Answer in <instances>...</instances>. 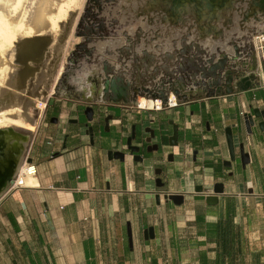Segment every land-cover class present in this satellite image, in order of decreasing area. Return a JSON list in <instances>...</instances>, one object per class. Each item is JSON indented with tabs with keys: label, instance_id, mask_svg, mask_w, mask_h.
<instances>
[{
	"label": "crops",
	"instance_id": "0c3cea01",
	"mask_svg": "<svg viewBox=\"0 0 264 264\" xmlns=\"http://www.w3.org/2000/svg\"><path fill=\"white\" fill-rule=\"evenodd\" d=\"M251 71L256 77L248 88L237 81L229 94L191 92L161 110L64 93L48 98L26 150L37 183L10 182L0 194V264H264V117L254 115L264 110L258 61ZM246 115H252L250 126ZM174 125L177 145H170ZM133 127L131 144L140 147L142 161L127 147ZM145 128L154 131L150 142L143 141ZM111 150L123 152V159L110 157ZM217 183L223 193L208 204ZM170 193L182 194V202L167 198ZM228 202L234 208L227 209ZM150 227L152 236H145Z\"/></svg>",
	"mask_w": 264,
	"mask_h": 264
},
{
	"label": "bare ground",
	"instance_id": "6f19581e",
	"mask_svg": "<svg viewBox=\"0 0 264 264\" xmlns=\"http://www.w3.org/2000/svg\"><path fill=\"white\" fill-rule=\"evenodd\" d=\"M98 2L103 3L102 14L109 28L122 31L127 25L121 35L102 36L97 24H83L82 34L87 41L91 40L89 46H94L96 50L91 48L103 56L102 69L101 66L99 69L100 74L103 73L101 99L115 97L113 87L124 86L125 92L121 97L129 101H156L159 105L165 95L166 101L175 102L174 88L186 92L197 87L195 79L180 67L191 53L204 59L214 55L216 60L223 52L228 57L234 55V45H237L240 56L233 61L234 69L248 73L257 65L254 35L261 30L259 25H264V9H261L264 0H226L224 7L217 3L211 7L208 0ZM77 3V0H0V194L17 175L24 146L29 140V136L16 130L15 126L28 130L33 128L23 122L19 108H15V88L9 91L1 89L4 88L1 82L8 64L6 60H16L17 45L21 43L30 47L33 37H44L40 42L49 44L51 39L48 37L57 33L59 22ZM131 24H136L135 30L130 29ZM82 48L89 49L86 44ZM183 48L185 50L181 52ZM15 77L10 75L9 82H17ZM208 78L214 87V81ZM87 83L85 78H74L77 89L81 90ZM61 89L66 93L75 87L65 84ZM90 95L89 89L86 96ZM36 183L34 176L23 178L24 186Z\"/></svg>",
	"mask_w": 264,
	"mask_h": 264
},
{
	"label": "rangeland",
	"instance_id": "374dc122",
	"mask_svg": "<svg viewBox=\"0 0 264 264\" xmlns=\"http://www.w3.org/2000/svg\"><path fill=\"white\" fill-rule=\"evenodd\" d=\"M98 1L99 0H77L79 4H75V6H73L75 8L72 7L67 17L59 22L57 33L52 37H48L51 39V41L48 42L49 44H44L42 41V43L40 42L44 37H33L30 47L21 43L17 45L16 60H6L8 64L5 65L6 71L3 82H1L4 88L1 89L9 91L11 88H15V108H19L23 122L33 127L31 130H28L15 126L16 130L21 133L24 132L29 136L35 130L36 122L48 98L63 95L61 87L65 86V84H74V78H85L87 81L91 79L89 82H94L95 84L92 86L89 85V87L85 86L81 90H75L73 93H70V91L64 94L73 97L82 96L88 98L91 95L86 96V93L89 89H92L95 92L94 99L99 101L97 97L101 89V79L103 77V73L100 74L101 72L99 69L100 66L102 69L103 56L95 51L96 48L94 46H89L91 40L87 41V37L82 34V32H84L83 24L87 22H91L93 25L97 24L102 36L108 34L121 35L123 31L126 30L127 25H124L122 31L109 28L106 25L105 15L102 14L103 10L101 5L103 3L100 2L99 4ZM111 1L113 0H106V2ZM130 29L135 30L136 24H131ZM82 43L84 47L86 44L89 49H81L83 45H80ZM46 46H48V48ZM44 47H46L45 50H43ZM91 47H94L95 50ZM119 50L122 51L121 49ZM76 52L78 55L75 56L74 53ZM15 63L19 66L15 67ZM9 74L14 75V77L16 76L15 80H17V82H9ZM63 80H65V84L62 82ZM61 84L63 85L60 87ZM131 103L135 104V102ZM151 103L155 104V102ZM27 144L28 142L24 146L22 161L27 156Z\"/></svg>",
	"mask_w": 264,
	"mask_h": 264
},
{
	"label": "water",
	"instance_id": "95a60500",
	"mask_svg": "<svg viewBox=\"0 0 264 264\" xmlns=\"http://www.w3.org/2000/svg\"><path fill=\"white\" fill-rule=\"evenodd\" d=\"M209 4L212 3L211 7L214 5V3H217L219 7H224L226 3V0H208ZM232 5H229L228 7H231ZM263 6V5H262ZM261 9H264V7H261ZM83 43L80 45L82 46ZM79 46V47H80ZM78 47V49H79ZM237 45H234V55L227 56L226 53H220L219 57L215 60L214 55L212 56L213 58H208L204 59L201 57H195L192 53L190 56L186 57V60L184 63L181 62V69L185 68V71L194 78V84L197 86L196 88H201L202 93L205 94L207 97L215 95V94H224V93H232L234 91V83L237 81H245V85H247L248 88L251 85V80H253L256 76L254 72L250 71L248 73L245 72H238L234 69V63L233 61L237 59L240 54L237 49ZM184 48L181 50V52H184ZM199 50V48H198ZM200 50L198 51V54H200ZM186 65V66H185ZM255 70V68H254ZM211 77L212 80L214 81V87L211 86V80L208 78ZM223 78V79H222ZM222 79V80H221ZM180 85H184V82L181 81ZM113 87V86H112ZM208 87V88H206ZM114 92L116 94L115 97H112L108 100L114 101V102H124V103H129L133 101H129L126 99H123L121 97V94L125 92L124 86L117 87L116 89L113 87ZM191 92L192 90H188ZM174 93L176 94V102L179 100H186L188 98V95L184 92H179L178 89L174 88ZM166 96L163 95L162 97V105H166L168 101H166ZM87 117L89 120L92 119V113L93 110L91 107H88L86 109ZM254 115L256 117L258 116H263L264 117V110H259L258 108L254 109ZM107 122V119L105 120ZM252 115H246L245 116V123L250 126L252 124ZM259 125L261 127L264 126V122H260ZM90 130H92V127H90ZM226 138L230 150V156L231 159L234 158V151H233V146H232V135H231V128L227 127L226 128ZM145 132L149 133V136L144 138L143 141L145 142H150L152 138H154V131L150 128H145ZM135 137V132H134V127H133V133L130 138H127V147L131 151V153H135V159L138 161H142L143 157L138 154L140 147L138 145H132L131 144V139ZM177 137H178V132H177V126L174 125L173 127V133L169 137V144L170 145H177ZM153 149L157 150L158 149V144H153L150 145ZM147 150L150 151V148H147ZM109 156L110 157H115L119 159H123L124 154L123 152L120 151H109ZM240 155L243 163H246L248 161V154L245 153L241 147L240 149ZM28 161H31L30 159ZM12 182V181H11ZM156 184L160 185L162 184L161 179L157 178L156 179ZM196 190L198 192H202V186H197ZM213 194H208L206 196V202L208 204L216 203L218 200V195L223 193V185L222 183H217L214 185ZM167 198L171 199L174 203H180L183 200V195L178 194V193H170L166 196ZM149 233L150 236H152V228H148L145 231V236L146 234ZM130 236V233H129Z\"/></svg>",
	"mask_w": 264,
	"mask_h": 264
},
{
	"label": "built area",
	"instance_id": "2783aa9c",
	"mask_svg": "<svg viewBox=\"0 0 264 264\" xmlns=\"http://www.w3.org/2000/svg\"><path fill=\"white\" fill-rule=\"evenodd\" d=\"M254 42H255V49H256V56L258 61V71L260 73V84H264V29L259 30L254 35ZM130 106L136 108V110H161L165 107L175 106L177 102L175 101L173 104L167 103L166 105H153L151 107H143L140 106L139 103L135 102V104L129 102ZM45 105V104H44ZM36 174V165L28 161V156L24 158L22 161L21 167L18 170L17 175L14 177L12 181V185L14 187H23V178L26 176H35Z\"/></svg>",
	"mask_w": 264,
	"mask_h": 264
},
{
	"label": "flooded vegetation",
	"instance_id": "af4514ba",
	"mask_svg": "<svg viewBox=\"0 0 264 264\" xmlns=\"http://www.w3.org/2000/svg\"><path fill=\"white\" fill-rule=\"evenodd\" d=\"M76 53H77V52H76ZM74 54H75V53H74ZM252 72H253V71H252ZM90 80H91V79H90ZM90 80H89V81H90ZM89 81H88L89 85L92 86L93 84H95L94 82H93V83H90ZM62 82H63V81H62ZM100 83H101V82H100ZM238 83H245V81H241V80H239ZM62 85H63V84H61L60 87H61ZM91 88H92V87H91ZM100 88H101V86H100ZM206 88H208V87H206ZM202 90H203V89H201V88H196L195 90H192L191 92H195V94H198V93H202ZM73 91H75V90H71V92H70V91H68V92L73 93ZM91 91H92V92H91V96L88 97V99H89V100H96V99H94V95H95L94 90L91 89ZM187 92H188L187 95L191 94V92H189V91H187ZM99 93H100V90H99V92H98V97H97V98H99V100H102V99L99 97ZM10 182H11V181H10ZM10 182L8 183V185L10 184ZM3 192H4V191H3ZM3 192H2V193H3ZM2 193H1V194H2Z\"/></svg>",
	"mask_w": 264,
	"mask_h": 264
},
{
	"label": "trees",
	"instance_id": "16d2710c",
	"mask_svg": "<svg viewBox=\"0 0 264 264\" xmlns=\"http://www.w3.org/2000/svg\"><path fill=\"white\" fill-rule=\"evenodd\" d=\"M226 208L227 209H232V208H234V203L233 202H228L227 204H226ZM222 253L223 254H228L229 253V250H228V248L224 245L223 246V248H222ZM218 264H233L231 261H229V262H227V263H225L224 261H221V263L220 262H218Z\"/></svg>",
	"mask_w": 264,
	"mask_h": 264
}]
</instances>
